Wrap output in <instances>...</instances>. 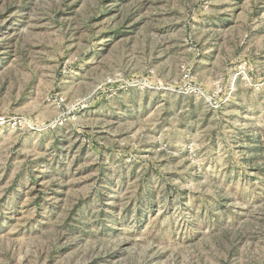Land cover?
<instances>
[{"label": "rangeland", "instance_id": "1", "mask_svg": "<svg viewBox=\"0 0 264 264\" xmlns=\"http://www.w3.org/2000/svg\"><path fill=\"white\" fill-rule=\"evenodd\" d=\"M0 264H264V0H0Z\"/></svg>", "mask_w": 264, "mask_h": 264}]
</instances>
